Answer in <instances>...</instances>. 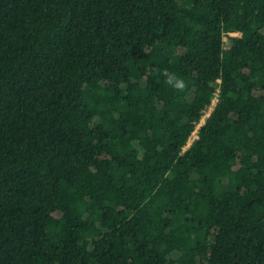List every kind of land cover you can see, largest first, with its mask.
Returning <instances> with one entry per match:
<instances>
[{"label": "trees", "instance_id": "1", "mask_svg": "<svg viewBox=\"0 0 264 264\" xmlns=\"http://www.w3.org/2000/svg\"><path fill=\"white\" fill-rule=\"evenodd\" d=\"M0 264H264V0H0Z\"/></svg>", "mask_w": 264, "mask_h": 264}, {"label": "clouds", "instance_id": "2", "mask_svg": "<svg viewBox=\"0 0 264 264\" xmlns=\"http://www.w3.org/2000/svg\"><path fill=\"white\" fill-rule=\"evenodd\" d=\"M164 76L167 77L166 82L171 84L174 88L183 90L185 87L183 80H181L179 77H177L175 74L169 75L167 70L163 73Z\"/></svg>", "mask_w": 264, "mask_h": 264}, {"label": "built area", "instance_id": "3", "mask_svg": "<svg viewBox=\"0 0 264 264\" xmlns=\"http://www.w3.org/2000/svg\"><path fill=\"white\" fill-rule=\"evenodd\" d=\"M217 101H218V99L215 98L214 101H213L212 106L210 107L208 113L206 114V117H208V116L210 115V112L214 109V106L216 105V102H217ZM206 117H205V118H206ZM205 118H204V119H205ZM204 119H203V120H204ZM203 120H202V121H203ZM201 124H202V122H201ZM201 124H200V125H201ZM200 125H199V127H200ZM199 127H198V128H199ZM198 128H197V130L194 132V134H193V136H192V137H194V139L197 137ZM189 144H190V142H189Z\"/></svg>", "mask_w": 264, "mask_h": 264}, {"label": "rangeland", "instance_id": "4", "mask_svg": "<svg viewBox=\"0 0 264 264\" xmlns=\"http://www.w3.org/2000/svg\"><path fill=\"white\" fill-rule=\"evenodd\" d=\"M229 45V43H227ZM205 122V119L202 121V124ZM192 140H194V137L191 138L190 143H192Z\"/></svg>", "mask_w": 264, "mask_h": 264}]
</instances>
